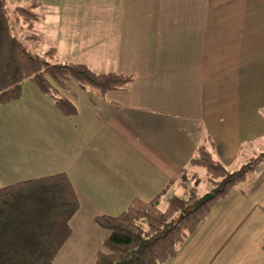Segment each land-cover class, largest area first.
I'll use <instances>...</instances> for the list:
<instances>
[{"label":"crops","instance_id":"1","mask_svg":"<svg viewBox=\"0 0 264 264\" xmlns=\"http://www.w3.org/2000/svg\"><path fill=\"white\" fill-rule=\"evenodd\" d=\"M59 8L61 44L53 40L62 58L134 80L103 98L70 84L72 115L24 82L18 99L0 105L10 107L2 114L13 117L15 129L13 149L0 150V187L67 174L80 209L54 264H91L105 235L93 217L118 215L136 197L153 198L205 135L229 169L261 151L264 0H63ZM243 184L164 264L181 253L191 259L196 250L195 258L207 252L211 260L233 252L243 225L264 217V162Z\"/></svg>","mask_w":264,"mask_h":264},{"label":"trees","instance_id":"2","mask_svg":"<svg viewBox=\"0 0 264 264\" xmlns=\"http://www.w3.org/2000/svg\"><path fill=\"white\" fill-rule=\"evenodd\" d=\"M15 22L28 39L42 36L35 24L43 17L34 4L17 5ZM47 58L30 52L14 34L5 0H0V105L21 95L33 81L65 115L76 111L70 84L103 98L111 90L127 89L134 76L115 71L96 72L85 63L60 60L53 40L45 41ZM264 162V151L229 169L212 154L208 135L198 144L188 164L153 198H133L118 215L97 214L93 222L105 232L92 264H164L210 214L215 204L236 185L250 180ZM205 171L207 191L199 194L197 167ZM170 184V185H169ZM179 193H166L171 185ZM162 200L166 205L159 207ZM80 206L77 191L64 172L29 178L0 187V264H54L71 235V220Z\"/></svg>","mask_w":264,"mask_h":264},{"label":"rangeland","instance_id":"3","mask_svg":"<svg viewBox=\"0 0 264 264\" xmlns=\"http://www.w3.org/2000/svg\"><path fill=\"white\" fill-rule=\"evenodd\" d=\"M5 2L8 12L12 18V26H13L14 34L18 37V39L24 44V46L30 52L35 53L40 57L47 58L45 55V50L47 48L45 41L50 40L49 38H51L52 40L54 39L55 41L60 40L59 43L61 44L62 34L60 35L58 33L59 32L58 30L60 29V26L62 24L63 13L61 12L59 7L62 6L63 0H5ZM28 4L29 5L34 4L35 10L43 14V17L35 24L36 32H38L41 36L42 34L44 35L43 41L34 42L28 39L27 35H29L30 33L27 32L20 23L15 22V18H14V14L16 12L15 7L17 5H28ZM56 53H57V57L60 60H66L62 58L60 54H58L57 50ZM27 83H33V85H35L33 81H28ZM6 109H10V107L0 108V150L2 146L6 147L11 144L12 146H10V148L13 149L14 147L13 145L14 133H15L14 119L12 116L8 117L7 114L5 113L2 114V111L7 112ZM258 150L264 151V144ZM255 154L256 153H254L253 155ZM253 155L251 154V156H249L246 160H248ZM197 171H198V177L196 178L197 181L194 185L198 186L199 194L203 195L205 191H207V187L204 180L205 171L202 166L197 167ZM243 182L236 186L242 187L240 185H244ZM245 188H248V186L245 185ZM250 189L252 190L247 189L246 191L249 198L247 199V204L248 201H250L251 198L254 196L253 188L251 187ZM181 191L182 188L176 185V187L173 188V190H169V192L166 194L170 195L171 192L179 193ZM165 205H166L165 200H162L159 207L163 209ZM240 234H242V236L238 239V242L234 246L233 252L230 251L227 254H225L227 251L225 250V252H221L220 254L217 255L216 258L211 260L212 256L208 257L210 255L207 252H203L201 253V255H197V258H195L196 254L198 253V251L196 250L195 252L196 254L194 256H191V259L190 257L186 256L184 253L183 254L181 253L180 256L176 259V261L173 262V264H264V217L262 215L261 216L253 215L252 218L249 219L243 225ZM57 255L55 256L53 263ZM199 257H203V259Z\"/></svg>","mask_w":264,"mask_h":264}]
</instances>
